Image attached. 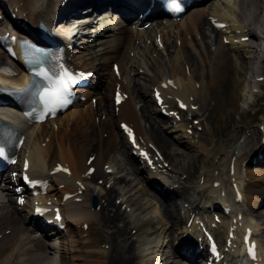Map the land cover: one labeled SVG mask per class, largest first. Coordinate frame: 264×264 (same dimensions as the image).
I'll return each mask as SVG.
<instances>
[{
    "label": "bare ground",
    "instance_id": "obj_1",
    "mask_svg": "<svg viewBox=\"0 0 264 264\" xmlns=\"http://www.w3.org/2000/svg\"><path fill=\"white\" fill-rule=\"evenodd\" d=\"M0 1L4 2L9 10L7 13L5 6L0 4L5 19L0 21V35L7 33L8 35L27 37L38 36V29L34 27L38 21H42L52 29L56 23L54 20L62 18V22L59 24L60 28H63L62 24L65 20L84 11L96 12L106 6V13L110 10L118 12L122 5L124 14L129 15L136 13L137 9L144 5L147 6L145 2L138 0ZM195 5L193 7H198L197 13L188 20H154L151 26L156 25L160 30L153 35V29L135 32L122 23L116 25L115 22L111 23L112 27L104 26L101 33L92 35L96 36L93 46L88 44L90 38H85L86 36L76 38L78 31L73 34L71 32L66 35L59 34L64 41L68 62L79 69L89 81L86 88L80 89L82 95L87 98L92 97L94 102H89L85 109L74 108L65 120L53 126L51 134L46 133L45 127L48 123L54 124L59 118L29 125L23 119L21 120L19 111L11 106L3 107L6 117L18 122L20 127L28 132V135L22 156H19L20 162L11 166L8 173L1 178L4 185L0 184V264H89V257L92 255L90 252L80 253L70 261L64 247L60 253L59 250L50 248L52 240H55L58 249L61 248V245L67 244V237L63 235L75 227L83 226L84 223L107 228L110 230V234L114 235V239L111 237L112 239L108 241L107 249H100L97 252L101 257L97 261L98 264H140L142 261L158 264L157 260H161L162 254H156L155 257L143 260L141 253L147 248L142 247L146 246L149 239L156 235L155 247H158L156 249L158 251L163 244L162 241L159 243L161 234L167 233L170 229L171 232H174V228H177L178 231L175 246L187 244L186 249H189L193 246L192 236H195V242L200 247L199 252H190L188 255L178 249L180 257L187 258L188 262L198 260L199 256L209 257L204 239L197 238L202 235L198 233L201 223H209L212 230H206L217 238L220 246L225 242L228 233L232 232L238 247H245L246 243L241 239L245 234H249L247 244L254 243V250L260 256V260L252 261L249 264L254 262L264 264V256L261 251L264 242L260 238V234L257 233L258 223L236 221V228L232 229L228 224L226 226L214 224L212 223L214 216H211V213L205 208L204 211L207 215L204 219L205 217L200 214L202 206L198 205L203 203V206L207 208L213 206L214 211L222 214L220 204L215 199L217 198L224 207H230L231 211V204L235 203L232 190L227 189V193L223 197L219 193L218 190L221 188L217 187L219 180L213 171L215 170L212 162L213 156L216 153H224L229 157V160L233 156L237 157L236 146L230 143L237 136L230 135L226 143H220V139L227 136L237 126L239 129L236 133L256 124L259 120L258 115L261 114L260 124L264 125V92L257 94L253 101H247L245 106L240 105L239 101L242 99V95L237 89L238 80L236 77L248 73L253 80L262 76L264 81V66H255V62L264 65V50L260 48L261 42L264 40V0H221L220 3L200 1ZM203 5H208L209 8L206 17H204L205 7ZM157 12L158 8L154 5L150 14L156 15ZM91 15L81 18L82 25L93 22L95 17ZM205 25L209 27L212 36L205 32ZM80 32L90 33L91 31L88 28V30ZM143 35L154 36V46L158 55H161L165 49L170 52V47H175V54L168 58V75L163 76L160 81L149 80L151 82L149 87L153 88L152 95L158 91L162 98L160 107L166 109V116H171V112H175L183 106L189 115L197 116L200 121H205L209 126L206 139L211 147L209 150L205 149L204 164L206 169L212 167V170L207 169L201 174L202 184L196 192L194 201H188L189 207H186L183 214L178 212L175 203H172L176 208L174 211L169 207L164 208V215L176 218V222L170 221L168 226L163 223L162 218L158 219L154 216L156 214L154 207L147 210L143 205L137 208L139 211L143 209L139 215L133 217L129 215L128 223L119 224L125 215L120 212L118 207L115 208L114 194L116 192L113 188L104 192L100 208L96 211L90 210L85 200L90 191L89 182L94 177L93 174L86 175L85 171L94 168V172L99 173V178L104 177L102 169L111 167V153L115 151L122 154L116 137H109V132L115 126L118 127V132L134 133L136 144L145 149L147 154L152 152V143L160 151L164 161L170 163L177 161L176 156L170 152V143L163 138L158 126H155L151 121L150 112H156L157 106L153 108L148 103L149 101L142 99V108L138 111L132 102L130 92L135 93V97H137L141 89L137 85L130 86L127 82V73L131 71L130 67L133 64L129 51L134 50L140 44ZM168 39L171 41L168 42ZM4 61V57L0 55V63ZM159 61L161 59L155 57L151 62L155 68L154 75L157 77L162 74ZM13 63L19 70L17 63L15 61ZM114 65L117 66L116 72ZM139 68H141L140 65ZM1 72L0 75L3 78L10 80L23 77L20 78L13 72H9L11 75L6 76ZM161 81H163L162 84H160ZM26 82L27 80L23 85ZM103 89H105L104 92ZM117 97L120 98L119 102H117ZM153 103L156 105L155 101ZM258 103L260 104L258 105ZM82 104L79 102L72 107ZM141 117L149 122L145 132L139 124ZM171 118L174 119V116ZM80 123L82 125L81 132L71 134L69 129ZM188 123L180 124L183 131L189 127ZM246 144L250 145L246 152L248 162H250L249 158L256 155V163L264 166V131L253 130L252 134L247 137ZM257 151L261 154L260 157H257ZM150 158L154 159V153ZM197 158L200 159V156L198 155ZM143 164L142 168L148 172L152 171L147 161L144 160ZM234 165L236 166L235 163ZM118 167L120 172L127 169H130L132 173L137 171L128 157H124ZM192 169L193 164L188 163L186 172H189L187 175L190 174V177L195 174H191ZM13 171L16 172L14 176H12ZM258 173L262 177L246 172L242 179L239 174L230 173L231 181L234 183L233 190L242 193V201L238 204H244L246 210L251 212L256 210L255 207L260 202L259 197L264 195V170ZM23 177L36 181L37 185L29 189L22 184L19 186L20 191L17 192V189L14 190L15 184L21 182ZM99 178H95V180ZM51 180H55L56 186L52 185L49 190L54 192L48 196L41 195V187L45 182H51ZM114 181L115 178L112 179L113 183ZM123 181H125L123 177L118 178V182L122 183ZM173 183L175 182H172L171 185ZM124 186H129V183ZM185 188L180 185L179 188L178 186L173 187L172 190L162 189L165 202L169 205L170 202L166 197L171 201L174 193L182 194ZM31 190L36 191L32 197L34 198L33 204L37 203L36 206H40L39 203L44 201L46 205L56 209V212L53 210L55 213L50 211V214L45 215L44 218H50L52 222L59 223L62 226L61 230L53 228L52 231H48L45 227L43 228L40 221H37L33 216V207L31 206L29 215L22 213L25 210L24 207L27 206V193ZM56 193L61 195L58 202L53 200ZM90 193L92 192L90 191ZM142 193L148 192L143 189ZM230 194H232L231 202L229 201ZM66 195L68 197L64 199ZM128 201L129 199L123 201L126 206H129ZM240 212L238 210L234 216H238ZM142 213L144 214L142 215ZM209 216L211 217L209 218ZM189 219L192 221L187 228ZM35 229L43 230L42 239L36 234ZM158 229H160L159 232H157ZM27 232H32L31 234L34 235L27 234ZM186 234L191 236L188 237ZM240 236L241 239H239ZM128 238H133L134 241L127 242ZM228 239L230 238L228 237ZM80 243L84 244L87 241H80ZM39 249H43L44 253H48L49 256L45 258L43 255H39L36 252ZM53 252L54 256L51 255ZM226 257L225 262L232 259L231 254H227ZM222 263L223 261H220V264Z\"/></svg>",
    "mask_w": 264,
    "mask_h": 264
},
{
    "label": "rangeland",
    "instance_id": "obj_2",
    "mask_svg": "<svg viewBox=\"0 0 264 264\" xmlns=\"http://www.w3.org/2000/svg\"><path fill=\"white\" fill-rule=\"evenodd\" d=\"M210 2H221V0H210ZM0 4L4 5V2L0 1ZM5 6V5H4ZM7 9V13L9 12L7 6H5ZM106 6L99 9L98 11L88 12L84 11L83 13L71 16L64 21L63 28L65 31V34H68L71 32L73 34L74 32L78 31V34L76 38H81L82 36H86L85 38H90L88 41V44L93 46L96 33H101L102 29L105 27H112L111 23H113L112 17L109 16V11L106 13ZM105 11V13H104ZM92 14V15H91ZM91 15L95 17L93 19L92 23H88L87 25H82L83 21H81L82 17ZM76 18V19H74ZM62 18H57L56 23L62 22ZM78 19V20H77ZM2 15V6H0V21H4ZM161 20V19H159ZM163 20V19H162ZM182 20V19H180ZM179 21V20H177ZM34 27H36L34 25ZM58 27H61V25L58 24ZM57 27V28H58ZM205 32L212 36L209 30V27L206 25ZM89 30L90 33L86 32H80L81 30ZM149 29H153L152 35L160 30L156 25L151 26ZM158 33V32H157ZM148 36L143 35L141 38L140 44L134 49L129 51L130 56L133 59V64L130 67L131 71H128L127 73V82L130 86L137 85L140 87L141 92L138 94L137 97H135V93L130 92L132 96V102L136 108V110H140L142 108L143 101L142 99H145L146 101H149L148 103L151 105V107L155 108V105L153 103L152 98V87H149V84L151 83L149 80L156 79V81H160L163 79V76H167L169 71V62L168 58L172 57L175 54V47H170V52L163 50L162 54L158 55V52L154 46V36ZM91 36V37H89ZM79 40V39H77ZM171 40L168 39V42ZM213 48V45L211 46ZM1 55V50H0ZM160 58L161 61H159V64L161 65L162 74L157 77L154 75L155 68L152 66L151 62L154 60V58ZM3 65L6 67L4 71L13 72L15 71L14 63L5 60L3 62ZM139 65L141 68H139ZM255 66L261 67L264 65L259 64L258 62H255ZM110 68V67H109ZM2 70V69H1ZM238 85L237 89L242 95V99L239 101V104L242 106L246 105L247 100L253 101L256 97V94H260L264 92V81L258 80L257 85H261V88H258L257 85L255 86V90H257L256 94L250 93V88L254 87V81L252 77H250V74L246 73L245 75H237ZM260 78V77H259ZM252 79V82H250ZM105 89H103V92ZM89 102H94L93 98H87L85 102H83L82 105H79L77 107H71L67 109L65 112H63L61 115H59V120L55 122L54 124L48 123L45 127L46 133L49 135L53 132V126L57 125L60 121L65 120L67 116H69L74 108H86L87 104ZM260 103H258L259 105ZM157 108V107H156ZM255 108H257L255 106ZM252 111V110H251ZM161 112V113H160ZM152 116V123L157 125L163 138L166 139L170 143V152L176 156L177 161L169 162L164 161L163 156L160 153V151L156 148L154 144L151 143L152 148L157 150L156 153H154V159L153 163L150 164V170L151 172H148V170L142 168L143 167V161L142 159H138L137 156H139V151L137 149H130L129 145L126 143L125 134L118 132V127L115 126L111 131L109 132V137H116V140L118 142V147L122 150V154H119L118 152L113 151L111 153V167L102 169L104 173V177L99 178V173L96 171L94 173H91L94 175L93 180L89 182V189L92 193H89L86 195L85 200L86 203L89 205V209L92 211H96L100 208L102 196L104 195V192L110 188L115 189L114 194V204L115 208L118 207L120 212H123L125 215V218H123L119 224H126L129 222L128 216L130 217L137 216L140 214V211L142 212L143 209L140 211L137 209L140 206H145L147 210H150L154 207L156 210V214L154 215L158 219H163V223H166L167 226L169 225L170 221L176 222V218H169L166 215H164V208L169 207L170 210L174 211L176 208L178 209V212L180 214H183L186 207H189V202H193L196 192L199 189L201 183V174L205 172L206 165L204 164L206 160V150H209L211 145L208 144L206 139V133L209 132V126L205 121H200V118L197 116L188 117V111H181L179 114H170L171 116H174V119L171 118V116H166L164 110H157L156 112H150ZM258 122L248 128H245L243 131H238V126L234 128L231 132L228 133L227 136H224L220 139V143H226L229 140L230 135H236L237 138L233 140L230 143H233L234 146H236L237 157H232L229 160V157L224 155V153H216L213 156V163L215 166L214 173L216 174V177L219 180L220 191L221 196L223 197L225 193H227V189L232 190V194L234 195V191L232 189V181L230 177V173H234L235 175H240L241 179L244 176L246 172H250L251 175H255L257 177H262L258 172L264 170V166L260 165L259 163H256L255 158L256 155L253 156L251 159L249 158L250 162H248L246 158V152L248 151L250 145H247V137L250 136L254 131H261L263 130L260 128V119L262 118V114L258 115ZM189 122L188 128H186L184 131L180 127V124ZM140 127L145 132L146 128L149 125V122L146 121L145 118L141 117L139 120ZM32 128V127H31ZM69 129V128H68ZM205 129V130H204ZM82 130L81 123L75 126H72V128L69 129L71 131V134L80 133ZM260 134V133H259ZM28 135V132L26 131L25 136ZM116 135V136H115ZM145 137H148L147 135H144ZM260 137V135H258ZM261 140V139H260ZM236 141V142H234ZM218 146V143H217ZM24 149L22 150V152ZM132 152V153H131ZM154 152V151H153ZM258 153V151H257ZM200 156V159L197 158V156ZM124 157L130 158L133 166L136 168V173H132L130 169H127L126 171H119L118 164L122 162V159ZM257 157H259L257 155ZM159 161V162H156ZM188 163L193 164V171L191 174L195 173L193 177H190V174L187 175L189 172H186V166ZM236 164V166L234 165ZM233 167V168H232ZM88 174V175H91ZM123 177L125 181L122 183L118 182V178ZM95 178H99L98 180ZM115 178L114 183L112 182V179ZM172 182H175L171 185ZM129 186L125 187V184H128ZM185 186V190L182 194L174 193L173 200H169L167 197L166 199L170 202H165L164 193L161 192L162 189H169L172 190L173 187H180V185ZM55 185V180H51L49 183V186L46 187L48 189L50 186ZM56 186V185H55ZM264 186V185H263ZM44 190V195L52 194L53 190ZM143 189L147 190L148 193L143 194ZM179 190V189H177ZM30 194V193H28ZM232 194H230V202L232 200ZM217 195V194H216ZM29 201H27V206L24 207L23 214L29 215L30 209L32 207L31 199L32 197L29 195ZM96 199V205H93V199ZM126 199H129L128 204L129 206H126L125 201ZM217 202L220 204V210H221V201L217 198H215ZM53 200L58 202L60 200V193H56V196L53 197ZM185 201V202H184ZM189 201V202H188ZM259 201L257 207H255V211L252 212L249 210H246V206L243 204L238 203H232L231 204V211H228L227 214H224V210L221 212L223 213L220 215V212L213 210V207H204L203 203H199L200 208V214H202L205 218V208L208 209L209 212H217L215 214H218L219 217L214 218L213 220L217 224H222L226 226V224H231L236 220V217L234 216L235 213L240 210V214L242 215V218H238L242 221L247 222H256L259 224V229L257 231L258 234H260V238L264 242V195H261L259 197ZM50 202V201H49ZM172 203L176 204V208H174V205ZM197 203V202H195ZM241 203V202H239ZM261 203V204H259ZM31 206V207H30ZM228 208V207H227ZM230 208V207H229ZM49 212L47 210H44V212L37 218V221L41 218H44L45 215H47ZM50 214V213H49ZM144 213H142L143 215ZM132 215V216H131ZM175 215V214H174ZM238 217V216H237ZM223 220V222H222ZM232 226H235L236 224H231ZM176 227V226H175ZM174 232H171L172 230H168L167 233H162L161 237L159 239V243L162 241V246L159 247V250L156 251L158 247H155V244L157 243L156 235L151 237L149 239V243L146 246H143L142 248H147L144 252H142V259L152 258L155 257L156 254H162L160 264H200L198 260H195L193 262H188L187 258L180 257L175 252L174 248V241L176 238V235L178 234L177 228L173 229ZM34 231V230H33ZM160 229H158L157 232H159ZM133 232V231H131ZM32 232H27V234H31ZM34 235V234H31ZM66 238L67 244H63V247L65 249L66 255L70 258V261L72 258L78 256V254H84V252H90L92 255L89 257V264H98V259H101L100 256H98V251L100 249H107L108 247V241L110 239H114V235L110 234V230L107 228L95 226L94 224L90 223H84L83 226L75 227V229H71L66 235H63ZM112 237V238H111ZM86 240L87 243H80V241ZM134 241L133 238H128L127 242ZM158 243V244H159ZM188 245L186 246V248ZM194 247V246H193ZM192 247V249H193ZM188 253L191 252L190 249H186ZM184 249V248H183ZM139 251V250H138ZM261 251L263 252L264 256V244L261 246ZM39 255H43L45 258L47 257L44 253L43 249H39L36 251ZM184 252V250H183ZM103 261V260H102ZM73 262H76V260H73ZM144 263L143 261L140 264H148Z\"/></svg>",
    "mask_w": 264,
    "mask_h": 264
},
{
    "label": "snow or ice",
    "instance_id": "obj_3",
    "mask_svg": "<svg viewBox=\"0 0 264 264\" xmlns=\"http://www.w3.org/2000/svg\"><path fill=\"white\" fill-rule=\"evenodd\" d=\"M169 10L174 12H180V0H166ZM47 76V73H43ZM49 84L39 94V100L42 104V108L39 114V119L43 120L50 114L63 107H66L70 103V92L73 85H75L79 79V76L69 72L67 69L61 70L60 73L48 77ZM117 97V102H119ZM131 134V133H130ZM6 153L3 147H0V157H5ZM27 167V165H26ZM65 171H67L65 169ZM25 179H27L25 177ZM22 202V201H21ZM39 211V210H38Z\"/></svg>",
    "mask_w": 264,
    "mask_h": 264
},
{
    "label": "water",
    "instance_id": "obj_4",
    "mask_svg": "<svg viewBox=\"0 0 264 264\" xmlns=\"http://www.w3.org/2000/svg\"><path fill=\"white\" fill-rule=\"evenodd\" d=\"M93 204H94V205L96 204V200H95V199L93 200Z\"/></svg>",
    "mask_w": 264,
    "mask_h": 264
}]
</instances>
